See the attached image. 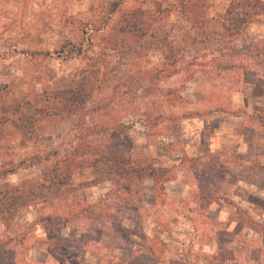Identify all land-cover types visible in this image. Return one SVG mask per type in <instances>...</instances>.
I'll list each match as a JSON object with an SVG mask.
<instances>
[{"label":"rangeland","instance_id":"rangeland-1","mask_svg":"<svg viewBox=\"0 0 264 264\" xmlns=\"http://www.w3.org/2000/svg\"><path fill=\"white\" fill-rule=\"evenodd\" d=\"M219 3L0 0V116L62 118L0 117V264H264V22L209 37Z\"/></svg>","mask_w":264,"mask_h":264},{"label":"trees","instance_id":"trees-1","mask_svg":"<svg viewBox=\"0 0 264 264\" xmlns=\"http://www.w3.org/2000/svg\"><path fill=\"white\" fill-rule=\"evenodd\" d=\"M256 15L264 16V3L261 0H231L229 6L225 10V14L222 20L224 29L222 37L232 38L233 36H238L243 28L249 24L251 18ZM59 92L61 96L55 95L54 98H62V100L65 101V105L66 103H72L71 107L67 109L68 116L76 112L79 109L78 106L84 103L85 96L80 93L77 87L62 88L59 89ZM50 112L57 113V111H51L50 107L48 106L41 107L40 109H36L33 112V116H31L30 120L27 123L19 118V120H16L15 124L23 130L25 136H28L30 135L29 133H32L34 130V122L41 119L43 116H46ZM98 156L99 155L95 154L93 161H113V163L103 168L105 173L109 174V176L116 175L118 179H127L131 173H134L138 178L143 177L140 174L143 170H138L136 167H134V165L131 163V159H129L127 155L116 151H109L108 153H106V155L102 156V160H99ZM98 164H95L94 162L91 166L93 168H97ZM44 172L45 169H43V175L45 174ZM147 175L152 177L150 171ZM45 178H48L49 184L54 183V180H52L51 177L45 175ZM5 200L9 199L6 198ZM3 204H6V201H4Z\"/></svg>","mask_w":264,"mask_h":264},{"label":"crops","instance_id":"crops-1","mask_svg":"<svg viewBox=\"0 0 264 264\" xmlns=\"http://www.w3.org/2000/svg\"><path fill=\"white\" fill-rule=\"evenodd\" d=\"M230 1L231 0H215V2L217 3L222 2V3H219L221 4V8L220 6L210 7L208 11L209 13L205 15V18L203 20L206 23L205 30L209 37H215V36L223 34L224 29L222 25V20L225 14V10L229 6ZM213 9L214 10L216 9V10L212 11ZM263 22H264L263 17L256 15L251 18V21L249 24L252 26H255L256 23H258L257 25H259L260 23L262 24ZM56 104H59V103H56ZM0 117L2 120L1 133L4 136L5 140L9 141L10 144H12L13 146L19 147V145L22 143L23 139L25 138V133L19 126L15 124L17 119H14L12 112H10L9 115L7 114V115H4V117L2 116ZM51 118H57V120H62L59 114H53V116L51 115L43 116L41 119L36 120L34 122L35 126L33 127L34 129L33 132L37 134L45 133L46 135L52 134V132H55V130H53L52 128H49L46 125L48 119H51ZM38 136L42 137L41 134H39ZM2 152L3 150L0 148V157L2 156L1 155Z\"/></svg>","mask_w":264,"mask_h":264}]
</instances>
